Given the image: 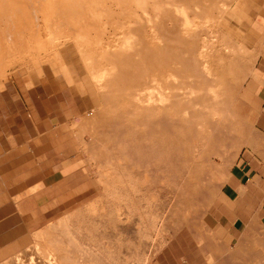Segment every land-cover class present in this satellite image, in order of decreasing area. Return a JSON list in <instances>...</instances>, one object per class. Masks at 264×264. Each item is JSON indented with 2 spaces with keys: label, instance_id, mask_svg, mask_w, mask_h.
Masks as SVG:
<instances>
[{
  "label": "rangeland",
  "instance_id": "rangeland-1",
  "mask_svg": "<svg viewBox=\"0 0 264 264\" xmlns=\"http://www.w3.org/2000/svg\"><path fill=\"white\" fill-rule=\"evenodd\" d=\"M40 1L0 0V89L8 82L42 83L52 76L63 87H78L85 104L78 119L69 125L68 135L77 146L74 158L79 161L81 187L87 191L83 202L68 209L79 212L77 218L63 219L56 227L62 230L65 245H79L81 262L95 255L96 260L107 263L119 264L122 260V264H148L169 237L170 227L192 226L203 217L240 152L242 127L255 128L244 124L253 112L246 104L244 91L251 79L259 81L258 72L256 76L251 73L264 57V0H228L229 10L223 12V18L207 22L208 30L217 33L206 39L207 50L182 40L184 46H180V39L175 38L171 42L172 59L169 56L168 60L164 56L167 52L160 58L161 44L153 38L138 40L136 32L143 30L139 26L131 25L130 29L122 23L112 27L107 22L92 21L95 26L87 22V29L93 27L90 43H96L93 47L98 49L96 63L107 69L108 75L101 82L92 77L82 58L80 50L86 45L80 43L79 47V41L64 37L75 28L83 31L80 27L85 29L86 21L83 26L81 20H67L76 24L59 20L57 27L65 31L58 32L63 34L52 43L44 39L48 41L47 51L37 50L36 40L47 30ZM72 24L79 26L72 28ZM118 25L122 31L114 37ZM37 27L42 34L39 30L37 33ZM185 45L187 52L182 60L177 52ZM175 60L181 61L179 65ZM72 77L78 84H68ZM152 90L166 94L162 99L167 103L142 98ZM178 93L193 95L174 99ZM196 93L207 96L200 99ZM91 196L97 197L95 203H88ZM48 232L41 233L37 243ZM46 249L42 252L46 259L57 261L55 252Z\"/></svg>",
  "mask_w": 264,
  "mask_h": 264
},
{
  "label": "crops",
  "instance_id": "crops-1",
  "mask_svg": "<svg viewBox=\"0 0 264 264\" xmlns=\"http://www.w3.org/2000/svg\"><path fill=\"white\" fill-rule=\"evenodd\" d=\"M259 62L251 73L259 81L251 79L244 91L253 109L244 124L255 128L242 127L228 178L198 222L169 228L148 264H264V57ZM83 107L78 87H63L52 76L0 89V264H113L95 255L81 262L79 245H65L56 227L77 218L68 209L87 191L68 135ZM46 248L57 261L46 259Z\"/></svg>",
  "mask_w": 264,
  "mask_h": 264
},
{
  "label": "bare ground",
  "instance_id": "bare-ground-1",
  "mask_svg": "<svg viewBox=\"0 0 264 264\" xmlns=\"http://www.w3.org/2000/svg\"><path fill=\"white\" fill-rule=\"evenodd\" d=\"M31 1V0H30ZM39 1V0H38ZM41 2V1H40ZM228 0H42V2L40 3V5L42 4V19L45 23V26H46V32H45V36H44V32H43V36H39V34H42L40 33L42 31V29L40 30L38 27L37 29V33H38V30H39V34L38 36L40 37V40H36L39 41L37 42V50L38 48L42 51V50H45L47 51V48H46V43L49 41V43L53 42L54 40L56 41L55 37L58 35L60 36L62 32H58V30L60 28L57 27L58 25V21L62 20L64 21L65 23H67L69 20H81L82 22V25L84 24L85 25V21H86V25L85 27L88 25L87 22H91L89 23V25H92V21L94 23H99L102 22L105 23L107 22L106 24L110 26V24L113 26L116 27V24H120L122 23V25H126V26H139V29H143L142 31H139L136 32V35L139 36L138 37V40H147L148 38L151 37V39L153 38V41H157V44L160 43L161 44V47H160V58L162 57L163 55V52L165 54V52L169 53L167 55H164L165 57L167 56V59L169 58L170 55H172L171 53L174 52V49L173 47H171V42L173 44V40H175V38H177L178 40L180 39V41L182 40L184 43L188 42H192L198 49L202 48L203 49H206L205 47L206 46V39H209V37H213V36H216L217 33L215 32H211L208 30V25H210V23L208 24L207 22H218L219 20H221L222 15H223V12H225V10H229V6L230 4L228 5ZM38 5V4H36ZM39 5V6H40ZM193 5V6H192ZM192 6V7H191ZM29 10V9H28ZM32 10V9H31ZM36 10V9H35ZM202 11H205L202 15L201 12ZM208 11V12H207ZM41 12V10H40ZM207 12V13H206ZM207 14V16L205 15ZM217 14V16H216ZM34 15V14H33ZM40 15V14H39ZM68 20V21H67ZM61 21V23H62ZM67 21V22H66ZM73 21V22H74ZM97 21V22H95ZM29 22V21H28ZM32 22V21H31ZM63 22V23H64ZM73 22H68L69 24L73 23ZM213 22V23H214ZM80 23V21L78 22ZM98 23V24H99ZM74 24H76L74 22ZM72 24V28H75V26H79V25H74ZM105 24V25H106ZM83 25V26H84ZM94 25V24H93ZM199 25V27L197 26ZM32 26V25H31ZM37 26V25H36ZM34 26V27H36ZM95 26V25H94ZM98 26V25H97ZM100 26V25H99ZM132 26L130 29H132ZM33 26L31 28H34ZM87 27H90V26H87ZM87 27L84 29L82 26L80 27V29H83V31H79L77 30V28L74 29V32L71 33V34H68L65 33L64 37H66L68 40L69 38H74L76 39L77 41H79V44L78 46H82L80 45V43H83L85 44L86 46L85 47H81V52L83 55L82 58L85 57L86 59V63H87V69H88V66L90 68V71L92 72V77H94V79L98 82L103 79V76L106 74V67L96 63V56H97V50L94 49V47L96 48V43H92L93 40H92V28L91 29H87ZM122 27V26H120ZM125 27V26H124ZM151 28L150 30H148L147 28ZM107 28V26H106ZM126 28V27H125ZM138 28V27H137ZM71 29V28H70ZM79 29V28H78ZM101 29V28H100ZM123 29V27H122ZM144 29H147L148 31L150 32H147L146 30ZM34 30V29H33ZM33 30L31 32H33ZM60 30H63V29H60ZM59 30V31H60ZM73 30V29H72ZM36 31V30H34ZM65 31V30H63ZM78 31V32H77ZM100 31V30H99ZM116 33L114 34V37H118L119 34H121V28H119V25L118 27L115 29ZM129 31V29H128ZM127 31V32H128ZM132 31V30H131ZM134 31V30H133ZM67 32V31H66ZM71 32V31H70ZM140 32V35L137 34ZM79 33V35H78ZM99 32H97L98 34ZM102 33V32H101ZM60 34V35H59ZM63 34V33H62ZM34 34L32 33V36ZM125 35V34H124ZM123 35V36H124ZM135 35V36H136ZM37 36V35H36ZM57 36V37H58ZM98 36V35H96ZM130 36V35H129ZM136 36V37H137ZM39 37L37 39H39ZM62 37V36H61ZM80 37V38H79ZM94 37V36H93ZM100 37V36H99ZM102 37V36H101ZM48 39V41L46 42V40L44 39ZM24 39V37H23ZM36 39V38H35ZM60 39V38H59ZM65 39V38H64ZM95 39V38H94ZM111 39H112V36H111ZM176 39V40H177ZM213 39V38H212ZM26 40V39H25ZM92 40V44L90 43V41ZM99 41L97 42H100V38L98 39ZM103 39H101V43L103 42L102 41ZM214 40V39H213ZM58 41V40H57ZM72 41V39H71ZM130 41V40H129ZM152 41V42H153ZM179 42L180 43V46L182 45L183 42ZM221 41V40H220ZM95 42V41H94ZM55 43V42H54ZM77 43V42H76ZM104 43V42H103ZM102 43V44H103ZM154 43V42H153ZM185 43V44H186ZM191 43V45H192ZM48 44V43H47ZM88 44V45H87ZM95 44V45H93ZM117 44V43H116ZM121 44V43H119ZM141 44V43H140ZM142 44H143V41H142ZM155 44V43H154ZM202 44V45H201ZM225 44V43H224ZM55 44H53L54 46ZM99 46H97L98 48H100V43H98ZM111 45V43L109 44ZM108 45V46H109ZM122 45V44H121ZM151 45V44H150ZM176 45V44H175ZM190 45V46H191ZM212 45V44H211ZM94 46V47H93ZM125 46V45H124ZM173 46V45H172ZM179 46V47H180ZM184 46V45H182ZM208 46L209 43H208ZM234 46V45H233ZM52 47V46H51ZM92 47V49L90 48ZM106 47V46H104ZM102 46V48H104ZM137 47V46H136ZM135 47V48H136ZM215 47V46H214ZM185 48V49H183ZM194 48V47H193ZM217 48V46H216ZM234 48V47H233ZM236 48V47H235ZM234 48V49H235ZM111 49V48H110ZM148 49V48H147ZM176 49V48H175ZM187 48H186V45L185 47H180L179 48V52H177V54L181 55V57L179 58H182V55L185 54V51ZM196 49V48H195ZM197 49V50H198ZM232 49V50H234ZM104 51V49H101ZM196 50V51H197ZM207 50V49H206ZM209 50V49H208ZM79 51V50H78ZM131 51V50H130ZM135 51V50H134ZM143 51V50H142ZM141 51V52H142ZM185 51V52H184ZM217 51V50H216ZM45 52V51H44ZM125 52V51H124ZM158 52V51H157ZM176 52V50H175ZM195 52V51H194ZM199 52V51H197ZM181 53V54H180ZM184 53V54H183ZM191 52L189 51L188 54H190ZM106 54V52H105ZM162 54V55H161ZM203 54H204V51H203ZM226 54H227V51H226ZM232 54V52H231ZM99 55V54H98ZM155 55V54H154ZM191 55H193L191 53ZM230 55V54H229ZM100 56V55H99ZM138 56V54H137ZM159 56V55H158ZM198 56V55H197ZM203 56V55H202ZM103 57V56H102ZM106 57V56H105ZM110 57V56H109ZM107 57V58H109ZM140 57V55L138 56ZM175 57V56H174ZM176 57V58H178ZM184 57V56H183ZM188 57V56H187ZM136 58V57H135ZM170 58L172 59V56H170ZM185 58V57H184ZM159 59V58H157ZM164 59V58H163ZM187 59V58H186ZM192 59V58H191ZM201 59V58H200ZM241 60V58H239ZM177 60V59H176ZM175 62L176 64L179 65V63L181 62ZM181 60V59H180ZM183 60V58H182ZM189 60V58L187 59ZM105 61V60H104ZM160 61H162L160 59ZM170 61V59H169ZM191 61V60H190ZM189 61V62H190ZM199 61V60H198ZM106 62V61H105ZM146 62V61H144ZM157 62V60H156ZM155 62V63H156ZM182 62H187V61H182ZM247 62V61H246ZM173 63V64H174ZM188 63V62H187ZM151 64V63H150ZM166 64V63H165ZM164 64V66H165ZM192 64V63H191ZM193 64H196L193 62ZM197 64H200V63H197ZM106 65V64H105ZM113 65V64H111ZM158 65V64H157ZM163 64L161 63V66ZM169 65V64H168ZM170 65H172L170 63ZM107 66V65H106ZM116 66V65H115ZM152 66V65H151ZM159 66V65H158ZM173 66V65H172ZM109 67V66H108ZM186 67V66H185ZM195 69H197V65L194 66ZM197 67V68H196ZM202 67V64L201 66ZM112 68V67H111ZM124 68V67H123ZM175 68V66H174ZM179 68V67H178ZM190 68H191V65H190ZM121 69V68H120ZM193 69V68H192ZM205 69V67H204ZM111 70V69H110ZM126 70V69H125ZM160 70V69H159ZM183 70V69H182ZM185 70H188L185 69ZM185 70H183V74H186L184 73ZM203 70V69H202ZM190 71V70H189ZM89 72V71H88ZM110 72V71H109ZM115 72V71H114ZM175 72V71H174ZM180 72V71H178ZM187 72V71H186ZM200 72V70H199ZM204 72V70H203ZM176 73V72H175ZM191 73V74H190ZM189 74L192 75V72H190ZM193 73L194 70H193ZM118 74V73H117ZM188 74V73H187ZM196 74V73H195ZM194 74V75H195ZM108 75V74H106ZM150 75V74H149ZM165 75V74H164ZM174 75V74H173ZM180 75V74H179ZM189 75V76H190ZM196 75H199V74H196ZM162 76V75H161ZM181 76H182V73H181ZM202 76V75H201ZM148 77V76H147ZM174 78H176L175 76H173ZM193 77V75H192ZM197 76H195L194 78H196ZM106 77H104V80H105ZM171 78V76H170ZM204 78V77H203ZM151 79V78H150ZM183 79V78H182ZM191 79V76L190 78ZM193 79V78H192ZM103 80V81H104ZM165 80V79H164ZM168 80V79H167ZM175 81H179L177 78L174 79ZM186 80V79H185ZM194 80V79H193ZM199 80V78H198ZM204 80V79H203ZM163 81V80H162ZM181 81V80H180ZM159 82V81H158ZM168 82V81H167ZM199 82V81H198ZM209 82V81H208ZM96 83V82H95ZM162 83V82H161ZM174 83V82H172ZM176 83V82H175ZM195 83V81L193 82ZM202 83V82H201ZM179 86H180V83L178 82ZM189 84V83H188ZM205 84V83H203ZM207 84V83H206ZM218 84V83H217ZM177 85V83H176ZM192 85V84H191ZM198 85V83H197ZM196 85V87H197ZM187 86V85H185ZM193 86V85H192ZM212 86V85H211ZM215 86V85H214ZM155 87V86H154ZM213 87V86H212ZM152 88V87H151ZM167 88V87H166ZM185 88V87H184ZM183 88V89H184ZM155 89V88H154ZM173 89V88H172ZM188 89V88H187ZM193 89V87H192ZM200 89L203 91L204 89H202L200 87ZM211 89V88H210ZM179 90V89H178ZM190 90H191V87H190ZM197 90V89H196ZM206 90V89H205ZM153 91V90H152ZM166 91V90H165ZM181 91L182 88H181ZM185 91V90H184ZM200 91V90H199ZM223 91V90H222ZM143 92H146V91H143ZM170 92V91H169ZM198 92V91H197ZM205 93V91H203ZM150 94L142 97L143 99H146V100H156L159 99V100H162L164 99V101L161 103H167V100L165 102V98H166V94L163 96L161 93V91H159L160 94H158L157 92L153 91V92H150ZM172 93V92H171ZM189 93V92H188ZM193 93V92H192ZM204 93H200L198 95V93H196V97L200 99H203L205 96H207V94L205 95ZM207 93V92H206ZM146 94V93H144ZM157 94V95H156ZM168 94V93H167ZM203 94V95H202ZM191 95L193 94H187V93H181L176 96H174L173 98L174 99H179V100H182V99H186L187 97H191ZM205 95V96H204ZM169 96H171L169 94ZM203 98H202V97ZM222 96V95H221ZM162 97H165L162 99ZM157 98V99H156ZM173 99V100H174ZM141 100V99H140ZM190 100V99H188ZM143 101V100H142ZM150 102V101H149ZM184 102V101H183ZM212 102V101H211ZM151 103V102H150ZM157 103V102H156ZM160 104V102H158ZM214 103V102H213ZM153 104V103H152ZM151 104V105H152ZM208 104V103H207ZM178 105V104H177ZM188 105V104H187ZM194 105H195V102H194ZM137 106V105H136ZM153 106V105H152ZM157 106V104H156ZM164 106V104H162V107ZM179 106V105H178ZM189 106V105H188ZM199 106V105H198ZM203 106V105H202ZM210 106V104H209ZM168 107V106H167ZM182 107V106H181ZM150 108V107H149ZM185 108V107H184ZM197 108V107H196ZM160 109V108H159ZM167 109V108H166ZM178 109V108H177ZM214 109V107H213ZM221 109V108H220ZM186 110V109H185ZM225 110V109H223ZM180 111V110H179ZM208 111V110H207ZM224 112V111H223ZM169 113V112H168ZM222 113V112H221ZM181 114V113H180ZM190 114V112H189ZM205 114V112H204ZM212 114V113H211ZM224 114V113H223ZM211 116V115H210ZM220 118V116H219ZM201 119V118H200ZM190 120V119H189ZM198 121V120H197ZM228 121V120H227ZM178 122V121H177ZM158 124V123H157ZM167 124V122H166ZM170 125V124H169ZM197 125V124H196ZM213 125V124H212ZM168 126V125H167ZM151 127V126H150ZM165 127V126H164ZM169 129V128H168ZM196 129V128H195ZM153 130V129H151ZM212 130V129H211ZM155 131V130H154ZM145 135V134H144ZM186 141V140H185ZM200 145V144H199ZM42 252V251H41ZM44 254V253H43Z\"/></svg>",
  "mask_w": 264,
  "mask_h": 264
}]
</instances>
